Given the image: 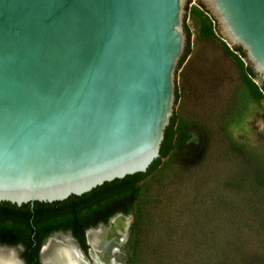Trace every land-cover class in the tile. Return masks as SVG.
<instances>
[{"label": "water", "instance_id": "obj_1", "mask_svg": "<svg viewBox=\"0 0 264 264\" xmlns=\"http://www.w3.org/2000/svg\"><path fill=\"white\" fill-rule=\"evenodd\" d=\"M196 4L221 25L223 42L245 50L261 87L264 0H0V202L63 201L148 170L173 114L174 128L180 121ZM118 215L133 220L118 213L89 228L88 253L70 231L53 233L40 263L47 243L65 236L83 264H95L88 233ZM0 249L26 264L23 245Z\"/></svg>", "mask_w": 264, "mask_h": 264}, {"label": "rangeland", "instance_id": "obj_2", "mask_svg": "<svg viewBox=\"0 0 264 264\" xmlns=\"http://www.w3.org/2000/svg\"><path fill=\"white\" fill-rule=\"evenodd\" d=\"M188 18L174 147L139 184L117 264H264V96H253L247 58L221 25L198 4Z\"/></svg>", "mask_w": 264, "mask_h": 264}, {"label": "trees", "instance_id": "obj_3", "mask_svg": "<svg viewBox=\"0 0 264 264\" xmlns=\"http://www.w3.org/2000/svg\"><path fill=\"white\" fill-rule=\"evenodd\" d=\"M185 30L189 39V30L186 26ZM203 32L213 34V26L205 24ZM188 39L185 53L179 65L189 52ZM235 50L241 56H246L245 50L241 46H236ZM227 52L242 63L240 55L234 50L227 47ZM245 75L249 77L248 82L253 96L262 98L264 96V84L259 87L250 79L256 77V73L249 64L245 69ZM178 96L176 87V99ZM174 124L175 115L173 114L170 124L165 130V138L160 150L161 155L146 172L105 182L88 193L80 196L72 195L63 201L26 203L21 206L6 201L0 202V244L9 246L21 244L24 249L20 255L26 264H40L39 252L44 240L54 231L72 230L87 251L89 246L85 234L79 233L78 230L82 225V229L85 230L88 226L96 225L100 220L108 223L110 216L119 211L126 215H132L137 201L139 184L157 168L161 158L168 156L174 147L176 134ZM262 139L264 141V134H262Z\"/></svg>", "mask_w": 264, "mask_h": 264}, {"label": "bare ground", "instance_id": "obj_4", "mask_svg": "<svg viewBox=\"0 0 264 264\" xmlns=\"http://www.w3.org/2000/svg\"><path fill=\"white\" fill-rule=\"evenodd\" d=\"M130 222L129 217L118 215L113 219L110 227L89 231L88 239L95 264H117V254H120L122 247L121 240L129 230ZM77 251L68 237L56 236V239L51 240L44 247L42 260L45 264L52 263L54 258L55 261L58 259L63 261L62 264H83L81 255ZM0 259L3 264L14 263L12 250L0 249Z\"/></svg>", "mask_w": 264, "mask_h": 264}, {"label": "flooded vegetation", "instance_id": "obj_5", "mask_svg": "<svg viewBox=\"0 0 264 264\" xmlns=\"http://www.w3.org/2000/svg\"><path fill=\"white\" fill-rule=\"evenodd\" d=\"M118 213H123V212H116L115 214H113V215H111L110 216V220H111V218L113 217V216H115L116 214H118ZM124 214V213H123ZM96 219V218H95ZM109 220V221H110ZM100 223H105L104 222V220H100L96 225H91V226H88V228H85V230L84 229H82L83 228V225L81 226V228L78 230V232L79 233H84L85 234V237H86V231L89 229V228H92V227H96L97 225H99ZM109 223V222H108ZM108 223H105V224H108ZM92 230H97V229H92ZM59 231H62V232H68V231H70L72 234H73V236L75 237V239L78 241V244H79V246L85 251V253H88V249H87V251L83 248V246L81 245V243H80V241L78 240V238L74 235V233H73V231L72 230H67V231H63V230H58V231H54L53 233H55V232H59ZM91 231V230H90ZM52 233V234H53ZM51 234V235H52ZM86 242H87V240H86ZM117 256H118V254H117ZM117 259V258H116ZM26 263V262H25ZM41 264V263H40Z\"/></svg>", "mask_w": 264, "mask_h": 264}]
</instances>
